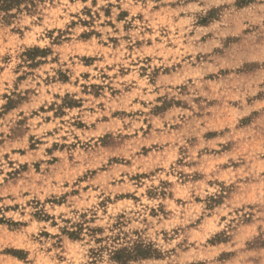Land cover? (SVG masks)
<instances>
[{
    "label": "clouds",
    "instance_id": "obj_1",
    "mask_svg": "<svg viewBox=\"0 0 264 264\" xmlns=\"http://www.w3.org/2000/svg\"><path fill=\"white\" fill-rule=\"evenodd\" d=\"M0 264H264V0H0Z\"/></svg>",
    "mask_w": 264,
    "mask_h": 264
}]
</instances>
